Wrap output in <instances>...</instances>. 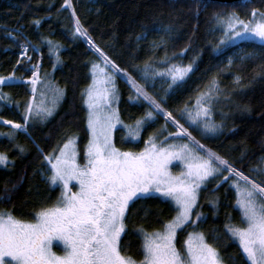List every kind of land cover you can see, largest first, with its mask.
<instances>
[{"label": "trees", "instance_id": "16d2710c", "mask_svg": "<svg viewBox=\"0 0 264 264\" xmlns=\"http://www.w3.org/2000/svg\"><path fill=\"white\" fill-rule=\"evenodd\" d=\"M71 2L73 8L66 9L62 7L65 0H0V78L13 74L16 77L13 82L0 85V95L5 97L0 100V154L8 158L6 165H0V213L30 222L39 210L54 207L60 200V188L52 186L42 174L44 156L69 138L76 140L80 156L84 155L88 142L84 91L90 83L93 64L102 62L96 47L142 85L144 81L137 74V66L143 69L150 62L158 71H164L158 62L165 58V51L171 57L189 48L181 59L172 61L181 66L195 61L185 81L169 91L170 79L165 82L157 76L154 87L149 79L146 91L157 100L164 97L161 106L188 127L206 149L228 160L251 180L264 182V171L259 174L251 171L264 169L260 163L264 159V73L257 75L258 66L264 65V46L256 41L226 49L224 54L213 50L221 36L219 31H213L215 13L235 12L247 20L253 10L264 12V0H250L247 4L202 0ZM76 19L87 30L91 44L86 38L74 35ZM138 36L146 39L137 40ZM161 41L163 45L153 50V43ZM21 46L27 47L26 56ZM247 53L255 58L241 63L239 57ZM229 58L233 61L231 65ZM34 66L39 84L60 90V99L52 116L41 114L30 119L27 132L15 130L2 121L23 124L25 106L38 101V92L33 94L32 86L26 83L33 78ZM237 77L242 78V85L234 90ZM213 79L224 95L214 105L212 119L217 124L222 122L223 130L215 136L202 137L185 123L180 113L186 105L189 110L194 108L196 98ZM115 87L121 122L138 127L136 122L151 110L147 102L137 97L123 75L116 76ZM244 108L247 110H241ZM161 130H164L162 135ZM175 131L171 122L165 130V119L156 116L155 122L148 121L139 127L138 138L132 139L123 128L117 129L113 143L122 152H141L150 138L160 144L164 136ZM167 143L190 144V141L168 136ZM217 183L220 181L210 182L207 190L202 189L199 194L197 212L202 214L203 222H198L195 229L179 231V240L182 241L187 230L202 232L220 253L223 264H249L238 241L226 235V224L243 227L242 214L230 187L233 181L220 183L218 189ZM175 214L168 201L157 197L141 200L127 216L126 233L121 240L123 252L140 260L142 235L137 229L143 228L147 233L158 231Z\"/></svg>", "mask_w": 264, "mask_h": 264}, {"label": "snow or ice", "instance_id": "6c2138e0", "mask_svg": "<svg viewBox=\"0 0 264 264\" xmlns=\"http://www.w3.org/2000/svg\"><path fill=\"white\" fill-rule=\"evenodd\" d=\"M248 2L250 0H240L241 4ZM62 7L72 9L71 0H65ZM72 14L75 16L74 9ZM213 20V31L221 33L213 49L215 52L224 54L226 49L238 48L246 42L258 41L264 46V12L253 10L247 20L241 19L235 12H218L214 14ZM34 23L39 24L40 21ZM74 35L86 38L91 44L87 30L79 19H76ZM140 39H146V36H138L137 40ZM47 43L51 44L50 41ZM162 45L163 41L153 43L152 48L155 50ZM21 47L26 56L27 47ZM189 50L185 48L171 57L165 51V58L158 62L164 66V71H158L150 62L145 63L143 69L137 66V74L144 81L142 85L99 47L95 48L104 66L93 64L94 78L86 93L89 110L87 127L91 138L84 149L85 163L80 165L77 162L78 153L72 138L62 148L53 149L51 154L44 156L51 171L48 182L62 187L61 198L56 206L39 210L34 223L18 220L10 213H0V264H136L133 259L122 254L121 236L126 233V219L131 209L141 200L154 195L171 201L175 205L176 216L164 225L162 232L147 233L143 228L137 229L143 237V260L140 264H223L220 253L206 241L202 232H189L182 248L176 246L178 231L189 227L195 229L199 227L198 222H203L202 214L195 211L199 207V194L216 180L220 183L234 181L230 187L236 189L242 224L246 225L235 227L226 224V235L229 239L238 240L250 264H264V182L251 180L228 160L206 149L192 136L188 127L161 106L164 97L157 100L146 91L149 79L154 87L157 76L165 82L170 79L169 91L174 85L184 82L193 71L195 61L187 66L172 61L181 59ZM254 58L252 53L239 57L241 63ZM27 59L30 61L31 57ZM228 63H233L231 58ZM258 67L257 75L264 73V65ZM31 71L33 78L26 83L32 86V93L35 94L39 78L35 66ZM117 75H123L137 97L146 101L151 109L142 120L136 122L138 128L148 121L155 122L156 116H161L165 119V130L169 122L175 125L176 131L168 136L187 139L190 144L167 143L168 136H164L160 146L155 139L150 138L148 146L139 153L122 152L116 148L112 133L120 120L112 103L117 96ZM15 79L14 74L2 77L0 85ZM241 85L242 78L237 77L234 90L240 89ZM56 92L61 95L60 90ZM221 95L224 93L213 79L206 90L198 95L192 110L187 105L181 110V118L202 137L217 135L223 130V123L217 124L212 119V112ZM41 97L38 108L34 102L25 106L23 124L7 120L2 123L27 132L30 119L41 114L52 116L53 109L44 104L43 93ZM2 99L5 97L0 95ZM174 161H179L183 168L178 175H173L169 170ZM7 162V156L0 154V165H6ZM260 163L264 165V159ZM251 171L259 174L264 169ZM225 172L229 175H223ZM72 181L78 185V191L69 187ZM220 183H217V189ZM53 241L62 242L64 255H56L52 251Z\"/></svg>", "mask_w": 264, "mask_h": 264}, {"label": "rangeland", "instance_id": "374dc122", "mask_svg": "<svg viewBox=\"0 0 264 264\" xmlns=\"http://www.w3.org/2000/svg\"><path fill=\"white\" fill-rule=\"evenodd\" d=\"M97 65H99L100 67H103L104 65H103V63L101 62V63H97ZM93 78H94V76H93V66H92V69H91V78H90V83H89V85L87 86V88L85 89V91H84V98H83V104H84V108H85V110H86V114H87V120H88V107H87V103H86V100H87V89H89V87L91 86V84H92V82H93ZM9 82H13V81H9ZM8 82V83H9ZM36 88H37V96H38V101H36L35 102V105L37 106V108L40 106V104H41V94L43 93L44 94V97H43V100H44V104L48 107V108H52V109H54L55 108V104H57V101L60 99V95H57V92H56V89L55 88H53V87H51V86H49V85H46V84H37L36 85ZM116 93H117V91H116ZM117 102H118V97L116 96V99L113 101V103H112V108L118 113V115H119V112H118V104H117ZM49 104V105H48ZM44 117H45V114H42ZM40 117V116H39ZM42 118V117H41ZM87 120H86V123H87ZM119 120H120V118H119ZM119 128H123L124 130H125V132L129 135V136H131L132 137V139H135L134 138V136L135 137H137V131H138V127H135V126H125L122 122H121V120H120V123L119 124H117V126H116V128L113 130V133H112V139L114 140V135H115V133H116V131H117V129H119ZM22 130V129H21ZM87 130H88V127H87ZM91 138V134H90V131L88 130V141H89V139ZM74 141H75V146H76V150H77V162L80 164V165H83L84 163H85V160H84V155L81 157L80 156V154H79V152H78V149H77V142H76V140L75 139H73ZM67 143V142H66ZM88 143V142H87ZM64 145V144H63ZM63 145L60 147V148H62L63 147ZM158 146H160V144H157ZM135 153H139V152H135ZM57 155H58V152L56 153ZM203 154V153H202ZM169 170L171 171V173L173 174V175H178L182 170H183V168H182V165L180 164V162L179 161H174L170 166H169ZM42 174H43V176H44V178L48 181V176H50L51 175V171H50V165H48L47 164V162L45 161V167H43V170H42ZM50 183V182H49ZM233 183H234V181H233ZM241 183H243V182H241ZM52 186H55V187H59L60 188V191H61V193H62V187L59 185V184H57V185H52ZM69 187H71L72 188V190L73 191H78V185L76 184V182L75 181H72L71 183H70V185H69ZM233 188V187H232ZM202 191V190H201ZM201 191H200V193H201ZM233 191H234V194H235V201H236V206H237V208L240 210V208H239V206L237 205V199H238V197H237V194H236V189L235 188H233ZM151 197H157V198H160V199H162V200H164L163 198H161V197H159L158 195H154V196H151ZM199 200V199H198ZM168 202H170L172 205H173V207L175 208V205L171 202V201H168ZM199 203V202H198ZM195 211H197V209L195 210ZM240 212H241V210H240ZM241 214H242V212H241ZM175 216H176V214H175ZM175 216H174V218H175ZM173 218V219H174ZM172 219V220H173ZM171 220V221H172ZM171 221H169V222H167V223H170ZM35 222V219L33 220V221H30L29 223H34ZM166 223V224H167ZM165 225V224H164ZM164 225H163V227H162V229H160V230H158V231H153V232H162L163 230H164ZM243 226H246V225H244L243 224ZM181 231V230H180ZM196 231V230H195ZM189 232H192L191 230H187V232L184 234V238L182 239V241H180L179 240V231H178V233H177V242H176V246H177V248L178 249H180L179 248V246H178V244H179V242H182L181 244L183 245V242H184V240L185 239H187V234L189 233ZM196 232H199V231H196ZM152 233V232H151ZM124 236V234H122V236H121V240H122V237ZM182 237H183V235H182ZM141 240H142V244H143V237L141 238ZM238 241V240H237ZM238 244H239V242H238ZM181 248H182V246H181ZM52 251L56 254V255H64V252H65V249H64V246H63V244H62V242H60V241H53V245H52ZM121 251H122V254L123 255H125V256H127L124 252H123V250H122V245H121ZM241 251L243 252V250L241 249ZM244 254V253H243ZM245 255V254H244ZM127 257H130V256H127ZM245 257H246V255H245ZM131 258V257H130ZM132 259V258H131ZM143 260V249H142V254H141V258H140V260H135L134 259V261L136 262V264H140V262ZM249 262V264H250V261H248Z\"/></svg>", "mask_w": 264, "mask_h": 264}, {"label": "water", "instance_id": "95a60500", "mask_svg": "<svg viewBox=\"0 0 264 264\" xmlns=\"http://www.w3.org/2000/svg\"><path fill=\"white\" fill-rule=\"evenodd\" d=\"M202 1H211V2H218L222 4H229V3L238 2L240 0H202Z\"/></svg>", "mask_w": 264, "mask_h": 264}, {"label": "flooded vegetation", "instance_id": "af4514ba", "mask_svg": "<svg viewBox=\"0 0 264 264\" xmlns=\"http://www.w3.org/2000/svg\"><path fill=\"white\" fill-rule=\"evenodd\" d=\"M130 256V255H129ZM134 257V256H133ZM134 260V259H133Z\"/></svg>", "mask_w": 264, "mask_h": 264}]
</instances>
